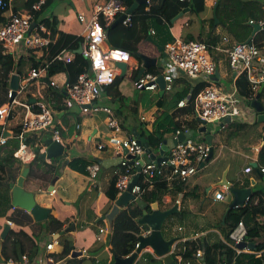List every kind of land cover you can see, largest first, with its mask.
I'll use <instances>...</instances> for the list:
<instances>
[{"label": "built area", "instance_id": "1", "mask_svg": "<svg viewBox=\"0 0 264 264\" xmlns=\"http://www.w3.org/2000/svg\"><path fill=\"white\" fill-rule=\"evenodd\" d=\"M14 1L0 0V8L11 9ZM135 1L93 0L90 6V16L87 17L85 13L79 14V22L85 27L79 48L77 51L70 49L62 50L54 58V60L69 65L75 62L77 55H80L85 61L89 62L88 68L85 72L79 74L75 81H72L69 75L65 73L64 80L59 82L55 77L48 78L46 68H31L26 79L20 83V89L14 98L12 91L9 90V93L6 95L7 102L0 106V126L2 127V131H5V126L14 110L22 107L25 111L22 130L14 137L16 141H13L17 145L16 150L11 153L14 158L24 163L30 161L34 157V153L30 152L31 150L26 144V135L45 132L55 126L54 111L50 104L44 101L42 93V90L46 86V82L43 79H48V86L59 90L65 89L67 93L65 105L68 109L77 107L83 114H90L97 109L106 113L108 115L107 128L113 135L112 142L115 156L124 161V149H127L128 154L136 158L134 164L123 162L124 166L130 168V171L119 176L116 182V188L120 192V195L129 190V186L137 174L136 167L140 165V161H144L141 177L145 176V179L149 182H152L156 176H163V178L169 181L174 176H179L183 181H187L199 172L210 154L212 145L198 143L193 137L187 138L185 141L178 142L168 153L167 161L158 167L152 161L147 162L146 148L139 142V139L132 134H125L113 108L109 106L96 108L97 102L107 89L113 87L116 83L120 74L116 63H126L132 77L142 67V64L140 65L138 60L128 52L120 49H110L105 46L107 28L111 27L120 16L126 14V20L122 25L127 28H133L134 18H140L152 13L151 10L155 0H146V4L141 5L144 6L143 10H145V13H136L141 7L139 6L133 14H127V11ZM179 1L184 2L185 0ZM259 1L263 3L264 11V0ZM47 2L48 0H39L31 10L9 15L7 22L0 26V55L4 59L8 56H12L14 59L18 58L21 48L35 53L45 52L53 43L51 30L44 23L46 18L42 17V14H39ZM33 24H35V27L31 29ZM249 24L252 26L260 25L263 30L264 18L259 22L250 20ZM153 35H155V31L150 30V36ZM79 49H81V54L78 53ZM165 53L166 60L159 73L146 71L138 80L135 78L134 87L137 90L159 92L158 78L160 76H163L165 81V92H172L174 90L176 79L182 73L193 80L203 78L207 80L208 86L198 93L194 99L193 115L196 120L201 119L206 121L207 125L215 124L227 117H230L232 122L241 118L247 121V119L242 117L241 106H250V103L256 98L262 85H264V48H258L253 41L251 43H239L232 41L227 36H222L215 45L204 41L186 42L182 39H175L174 42L166 45ZM215 54H218L220 57L218 58ZM221 56L227 59L231 70L236 75H245L247 77L252 87V95L248 100L242 101V99L237 98L235 95L228 96L222 93L216 80ZM132 61H135V64H132ZM31 88H35V91L31 92ZM22 97H25L26 102L21 101ZM11 98H13V101H11ZM30 99H35L36 102L30 104ZM186 103L185 100H182L178 106L181 108L186 107ZM248 110L253 111L251 106ZM142 119L145 120L144 118ZM185 132L188 131L178 130L173 138L177 139L179 134ZM54 139L62 142L58 130L54 131ZM7 145H9V139L1 136L0 148ZM98 148L99 150L105 149L104 145H99ZM87 170L95 178L100 172L101 166L98 164L91 165L88 166ZM258 170L264 176V167H258ZM245 172L252 173L254 172V168L249 166ZM115 175H120V172L116 170ZM130 192L138 197L141 193L139 183ZM50 194H56V190L53 189ZM214 196L216 201H226L227 197L231 196L230 189L223 186L221 190H217L214 193ZM7 224L12 227L14 223L7 221ZM179 230L182 229L180 228ZM150 232L149 229L141 234V236H147ZM109 234V228H101L98 241H102L103 236L106 235L108 237ZM247 235L248 228L241 221L231 231L229 241H225L224 239L222 241L237 253H248L251 250H240L238 248V245L248 242L246 240ZM53 237L54 235L46 242L44 246L46 255L43 260L39 259V264H59L54 256L59 240L57 241ZM201 238L202 234H195L193 242L199 244ZM139 246L138 242L133 253L136 252ZM145 252H149L157 257L151 249ZM183 252H178L176 243L171 247V256L177 255L176 264H202L204 258V249L202 247H198L193 259L183 257ZM7 264L30 263L27 256H23L21 261L9 260Z\"/></svg>", "mask_w": 264, "mask_h": 264}, {"label": "trees", "instance_id": "2", "mask_svg": "<svg viewBox=\"0 0 264 264\" xmlns=\"http://www.w3.org/2000/svg\"><path fill=\"white\" fill-rule=\"evenodd\" d=\"M38 1L39 0H24L22 2L21 8L31 10ZM216 1V19L213 15L209 21H202V28L200 31V36H205V39L203 41L208 44L215 45L218 43L219 37L214 35V32L218 27H223L225 30L227 29L229 32H231L235 37L236 42H246L253 32V26L249 24V21L253 20L255 22H259L264 18L263 9L254 1ZM52 3L53 0H48L47 4L43 7L42 11L39 14H43L51 6ZM143 8L144 6H141L136 13H142ZM187 8L190 9V13L193 16L201 17L207 10V0H185L184 2H180L179 0H155L154 6L151 10L152 13L150 15L140 17V19L134 18V27H126L127 29L134 31L131 37H123V34H121L120 39H117V41H113L110 38V32L112 30H116L117 28H107V32H109L108 38L110 40V44L112 45L109 48L120 49L128 52L135 59H137L139 64L141 65L142 62L138 59L137 54H144L148 56V54L143 50V47L145 45H149L152 46L158 53L155 56V58H158L160 55L159 51L151 44V42L148 41L150 37V21L152 20L157 24L168 26V35H170V42H174L175 38L170 30L173 27L172 20ZM9 11L10 8H0V26L4 25L7 22L6 13ZM44 23L51 30L53 43L44 52L40 60H35V58L31 59L32 61L29 64L30 68H46L48 78H53L60 73H67L70 79L72 81H75L77 76L85 72V70L88 68L89 62L85 61L80 55H77L75 62L69 65L54 60V58L62 50L65 49L77 51L80 43L82 42V37H77L56 30L55 24L51 22L50 19H45ZM206 27H208V29H206ZM152 38L154 39L153 36ZM183 38L186 42L202 41L197 40V38H195L192 34H187ZM155 42L164 48L168 44L158 42L157 40H155ZM254 44L260 49L264 48V29L256 34L254 38ZM21 59H19L18 64L15 65V60L12 56H8L6 59H4L0 55V63H2V72H0V92H2L3 95H7L9 93V82L11 76L14 75V73L20 76L25 74V67L27 63H23ZM153 70L157 71V73H159L160 71L157 66ZM153 70L147 71L154 72ZM139 71L140 69L134 73L133 80H131L133 83L132 90L136 89L134 87V81ZM24 77H26V75ZM179 77L180 78L175 82L174 86H177L180 83L183 84L185 88L181 93L174 94L171 104L174 103L173 106L177 107L178 103L181 100H186L191 91H193L192 98L189 101L186 100L187 103L185 108L186 113L193 116L194 99L198 93L203 91L208 86V82L203 78L193 80L184 74H180ZM121 80L122 79L118 77L116 83L117 81L120 82ZM236 88L238 95L242 100H248L251 97L252 87L245 75H240L237 77ZM129 92H126L125 94H122L118 97L122 106L116 108L114 111L116 117L119 118L118 120H121L120 123L123 128H125L123 122L124 119H122L121 117L124 116L126 118L125 113H127L130 117L138 116L142 105H144V111L147 112L156 107L158 110L163 109V111H166V99L168 98L167 95L161 97L160 95H154L151 92H148L147 95H145V91H140V96H132ZM44 94L46 101L52 106L53 110L63 111L71 119V127L77 126L79 124V122L81 121V116L83 114H73L70 109L66 107V96H64V94L62 93V89H54L53 87L48 86ZM5 100H2L0 102V106L7 102V98ZM260 100H262V102L264 100V89L260 94ZM124 105H127L129 110H125L123 107ZM155 118L156 119L154 120L151 129H149V123L147 121L141 123V125L144 127L143 134L147 139L149 146L153 150L158 149L165 138H173L176 135L177 131L180 129L182 131L197 132L201 127V124L194 118L187 122H175V114L171 116L169 114H164V112L161 115L157 113V115H155ZM228 126H264V122L259 123L257 120H255L254 123L250 124L234 121L231 125ZM195 140L198 143L207 144V141L203 136ZM26 144L31 145L29 139L26 140ZM212 146L213 148L214 146H216V143H214L213 140ZM212 159L210 160V162L212 161ZM257 164L259 168L264 167V138L263 145L258 154ZM89 165L90 163L85 162L81 158L73 159L69 164L72 170L79 173H86ZM222 166L223 164L221 162H216L214 167L216 169L221 168ZM115 170L119 171L120 175H115L113 177L106 193L108 199L111 201V204H114L120 196V192L116 188V182L119 176L128 173V171H130V168L128 166L119 165ZM254 171L257 172L256 169H254ZM230 176L231 172H229L228 174V179L236 188L251 186L250 179L244 180L243 184L241 185L239 184L240 180L236 181L235 179H233V177L231 178ZM17 177V169L0 165V187L8 189L9 185L11 183H14ZM139 185L141 187V193L138 195V197L141 198L145 203H147L148 212H152V205L154 203L157 202L160 206L162 197L167 194H171L174 197V200H176L174 201L175 205L177 204V200L180 195H182L181 203L186 201L188 198L196 200L200 198L199 194H197L199 188H195L194 190L185 193L188 182L183 181L179 176H174L171 181L163 178V176H156L152 180V182L147 181L145 179V176H142L139 181ZM3 200V198L0 199V202ZM4 203L8 205V202L5 201ZM185 213V211L180 210L179 213L173 216L183 218L185 216ZM225 214L226 212L224 213V215ZM224 215L223 220H221L218 226L221 229L224 240L229 241V235L231 231L238 225L239 222L243 221L248 228V235L246 240L249 243L255 244L256 248L254 250H251L248 253H237L233 249H230L223 241L215 245L201 243V241L199 242V244H197L196 242L191 241L186 243V248L182 253V256L190 259L195 258L194 256L196 255L198 247L200 246L204 249V258L202 260V264H264V191L260 190L258 192H255L248 204L243 208H236L231 210L226 215L225 222ZM142 216L143 210L136 202H131L127 208L121 209L120 214L114 220L113 232L109 234L107 243L98 241L103 245L108 244L109 251L112 256V264L114 263V260L116 258H126L132 255L134 250L136 249V245L139 242V236L150 229L147 225L140 226L138 224V221ZM1 219L2 217H0V235L4 229L6 221H11L12 223L14 222L19 225L20 228H14L10 230L9 236L7 237L2 246V250L0 251V255H3L5 257V259L0 260V264H7L9 260H14L17 262L21 261L23 256H27L30 264H36L40 252V248L38 246L40 240L39 238H41L42 235L46 234L54 235L61 233L63 234L59 238V244L62 246V250L59 254H54L56 261L59 264H84L86 258L79 259L78 257H71L72 253L77 249V245L74 244L72 239H65V236L67 235L65 230L70 227L71 224H66L61 219L56 218L52 215L48 217V221L44 225L33 224L34 217L29 212L20 209L11 210L5 220ZM96 225L105 226L106 223L105 221H99L96 223ZM24 226L28 227L23 228ZM100 246L101 247H99L97 250L103 247L102 245ZM259 254L261 255L258 256ZM172 258L174 260L173 264H176L177 255H172ZM141 259L146 261L145 264H166L164 258L155 257L149 252H144L137 259L135 264H138ZM91 261L95 260L92 258Z\"/></svg>", "mask_w": 264, "mask_h": 264}, {"label": "crops", "instance_id": "3", "mask_svg": "<svg viewBox=\"0 0 264 264\" xmlns=\"http://www.w3.org/2000/svg\"><path fill=\"white\" fill-rule=\"evenodd\" d=\"M23 1L24 0H15L10 11L6 13V16L8 17L11 14L26 11V9L21 8ZM84 1L87 7L89 8V11L88 12L82 11L80 13H85L88 17L90 16V12H91L90 9L91 5L89 4L93 2V0H91V2H89V0H84ZM254 1L260 2L259 0H254ZM71 2L73 3V0H71ZM62 4L71 5L69 2H62L60 5ZM214 4L216 3L215 2L212 3L209 2V0H207V10L201 17L193 16L189 11L188 13H185L181 18H179L175 23H172L173 27L170 30L174 38L184 40L183 37L185 35L192 34L193 32H200L202 28V21L205 20L207 22L210 14L212 13V16L214 15V8H215ZM48 9L42 14V17L44 16V18L46 19H48L50 14L53 12L52 11L48 13ZM196 24H199V26H196ZM218 28L215 30L214 35L219 37L220 40V37L227 35L222 32L224 30L223 27H220V29ZM56 30L74 36L76 35L74 34V32L66 31L61 27L56 28ZM149 30H154V29L152 28V26H150ZM84 31H85V27L81 33L77 34V36L78 37L83 36ZM229 38L232 41L236 42L235 39L231 37ZM254 38L252 40L253 42H254ZM152 45L158 50V48L154 44ZM105 46L108 47L106 43ZM143 49L148 52L151 50L152 54L155 53L152 46H144ZM43 54L44 52L35 53V52L27 51L24 48L20 49L18 58L14 59L15 65L18 64V60L21 58L23 63L24 62L27 63L25 67V74H23L22 76L19 75L20 83L23 82L24 79H26L28 72L31 69L29 66V64L32 61L31 59L35 58V60H40ZM148 56L155 58V56L153 55H148ZM157 59L158 60L156 66L159 69H161L165 63L166 56L164 57L162 53H160V56ZM227 63H228L227 59L221 56V61L219 63V72H218L219 78H217L219 88L221 89L222 93L228 96L235 95L237 98L241 99L238 95L236 88V79L238 75H236V73L231 70L229 63L228 64ZM132 64H135V61H132ZM0 72H2V63H0ZM154 73H157V71H154ZM25 75L26 77H24ZM64 75L65 73H60L54 77L56 78L57 81L62 82L64 80ZM128 78L130 80H133L131 71H130V76H128ZM179 78L180 77H178L176 81ZM43 80L45 82L47 81V79H43ZM47 84L48 83L46 82V86L42 90L43 95H45L44 92L48 87ZM9 86H10V82H9ZM184 88H185L184 85L179 83V85L174 86V90L172 91V93L164 92L163 94H161V90L159 92H151L154 95H160L161 97L164 95L168 96V98L166 99V111H163V109L158 110L156 107L153 108L151 111L147 112L144 111V105H142L138 116L130 117L128 116L127 113H125L126 118L124 116L121 117L122 119H124L123 122L125 128L123 129L125 134L126 135L138 134L140 137H145L143 134L144 127L141 125V123L147 121L149 123V129H151L154 120L156 119L155 115H157V113L161 115L164 112V114H169L171 116L175 114L176 116L175 122L176 121L187 122L192 120V118H194V115L193 116L188 115L185 111L186 107L181 108L178 105L177 107L173 106L174 103L171 104V101H173L174 94L181 93L184 90ZM108 90L109 92L106 91L105 94L101 97V99L97 102L96 108L109 106L113 108V110L115 111L116 108L122 106L118 98L122 94L115 93L114 87ZM34 91L35 88H31V92ZM126 92L128 93L127 90ZM107 93L111 94V96L109 97V94ZM3 97L6 98V95H3ZM263 103L264 100L262 104ZM123 107L125 110H129L127 105H124ZM18 108H20V111H18L17 109V112H19L17 116L13 115L14 113L13 112L10 118L8 119L7 125L5 126V131L11 134L10 137H6L9 139V145L0 148V165L4 167H12L17 169L18 177L14 183H11L9 185L8 189L4 187H0V196H1L0 199L2 198L4 199L1 202H5V201L8 202V206H10L11 208L12 190L10 186L16 185L18 179L20 178L24 170L28 169V176L25 179L24 188L26 189V191L33 192L35 194L37 205L40 206L41 208L49 210V216L50 215L55 216L56 218L61 219L66 224L75 225L74 231L67 233L65 239H69V238L74 239V244L77 245V249L75 251L86 252V255H82L78 258L79 259L89 258V260L93 258L95 260L94 263L96 264H112V256L109 251L108 244L103 245L102 243L98 242L99 229L109 228L108 223L105 221L106 223L105 226L96 225L97 221L103 216L107 215L111 211L110 207L112 209L114 205L111 204V201L108 199L106 193L113 177L115 176L116 167L103 166L104 162L117 158L114 153V146L112 142L113 135L112 133H110L111 131L106 126V116L104 118L102 116H94L97 113H103L101 112V110L97 109L90 114H85V116H93V117H86L83 119L84 115H82L79 124L77 126L71 127L70 126L71 119L63 111L53 110L55 117V126L53 128H50L49 130L45 132H40L38 134L26 135L25 137L26 140L29 139V141L31 142V145H28V147L31 150L30 152L34 153V157L32 158L31 155L32 159L24 163L21 160L14 158V156H12L11 154L13 151L16 150L17 147V145L15 144L16 142H13L16 141L15 140L16 138L14 137H16V135L20 133V131L22 130V122L25 115L24 109L22 107H18ZM70 110L72 111L73 114L76 115L81 114L79 108L77 107L72 108ZM249 113L252 116V118L247 120L252 121V119L254 120V118H257V114L254 111H249ZM142 118H144L145 120H143ZM238 120L239 119L235 120V122H237ZM119 121L121 122V120ZM243 122L246 123L249 121L243 120ZM208 126L213 127L212 140L214 141V143H216V136L218 135V133H221L222 137L219 139L218 142L219 153L218 154L216 153V146H214V155L211 163L210 162L203 163V167L201 168L206 169L207 167L215 165L216 162H221L223 166L221 167L220 171L218 169L215 172V174L212 175V178L205 181V183L203 184L196 182L192 186L189 184L190 178L187 180L188 185L185 190V193H188L194 190L195 188H199L197 191V194H199L200 197L199 199L196 200V199L188 198L186 201L181 203L182 195L178 197L177 204L179 206V211L183 210L186 213L183 218L175 216L176 217L175 219L177 220L185 219L186 222L184 226L178 225V227L175 228L174 231L175 233H178V236L175 235L173 236L174 238L171 239H176L175 243L177 244V249L179 253L185 251L186 243L193 241L195 234L198 233L202 234V238L200 240L201 243H205V244L207 243L209 245L218 244L224 239L221 229L218 226L221 220H223V215L227 211L230 201L228 200L229 199L228 197L226 201H216L214 193L217 190H221V187L218 186L217 184L218 182L221 181L225 170L229 168V172H231L230 165L234 161V155L240 154L244 158V162L240 170L234 175L233 179L235 178H237L235 180H239V179L245 180L246 178L250 179L251 186L249 187L252 188L253 194L260 190L264 191V177L263 176L261 177L260 174L255 171L252 173L245 172L246 168L252 166V164L254 163H257L258 154L263 145L264 126H230V127L224 126L222 128L213 124ZM0 130H2L1 126H0ZM55 130H58L60 132V138L62 140L61 143L65 147L64 155L56 160L55 159L43 160L41 159L40 156L46 150L45 141L48 139H54ZM180 131L182 130L180 129ZM202 136L206 139V134L195 132L193 135L194 139L201 138ZM169 138L172 137H167L165 139H169ZM106 139H109V141ZM99 145H104L105 149L99 150L98 148ZM35 149H39V152L35 153ZM76 158H81L85 162L90 163L89 166L96 164L100 165L101 170L98 173L97 177L93 178L88 172V170L86 173H79L72 170L69 164L73 159ZM120 165H124V163L123 164L121 163ZM198 174L199 173H197L195 176H197ZM243 182L244 181L240 180L241 185L243 184ZM51 187L53 188L51 189ZM249 187H244V188H249ZM53 189L56 190V194L51 195L50 192ZM174 201H176L174 200V197L171 194H167L162 197L160 206L159 204L158 206L160 210L163 211L169 210L175 205ZM11 210H16V208L13 209L11 208ZM172 217L174 216H170L165 221V223L168 222ZM80 219H82L84 224H86L87 226H93L94 224L95 229L93 230L94 227L92 228L93 233L95 235L94 242L90 243L88 239H84L83 241H80L81 243L78 242L79 239L78 226ZM47 221L48 219L43 222H37L34 219L33 224L44 225ZM96 226L98 227L97 229ZM27 227L28 226H24L23 228H27ZM14 228L19 229L20 227L19 225L14 223L13 226L11 227V230ZM180 228L182 230H179ZM51 236L52 235L46 234V235H42L41 238H39L40 240L38 239L39 240L38 246L40 248V252L36 264H39V259L43 260V258L45 257L46 252L44 246L46 242L50 240ZM107 239L108 237L105 235L103 236L102 241L107 243ZM165 239L170 240V238H166V237ZM0 241H1V235H0ZM3 244L0 247V251L2 250ZM100 245L103 246L101 249H99L101 253L99 255L90 256L89 255L90 251H96L99 247H101ZM61 250H62V246L58 244L56 246L55 253L59 254ZM260 255L261 254H259L258 256Z\"/></svg>", "mask_w": 264, "mask_h": 264}, {"label": "water", "instance_id": "4", "mask_svg": "<svg viewBox=\"0 0 264 264\" xmlns=\"http://www.w3.org/2000/svg\"><path fill=\"white\" fill-rule=\"evenodd\" d=\"M55 1V2H54ZM51 6L48 9V13L53 11V8L56 6L60 5L62 2H69L71 5L73 3L71 0H54ZM146 4V0H136L134 4L129 8L127 11V14H133L141 5ZM217 7V4H216ZM190 11L189 8L184 9L179 15H177L173 20L172 23H175L179 18H181L185 13H188ZM127 15L124 14L120 16L111 26V29L117 28L120 25L123 24V22L126 20ZM214 17L216 19V8L214 11ZM218 22V21H217ZM216 22V24H217ZM35 27V24L31 26V29ZM262 30V27L260 25H254L253 26V32L250 38L245 42V43H251L254 36ZM109 32H106V38H108ZM149 42L154 44L160 53L165 57V48L160 46L158 43L155 42V40L152 37H149ZM78 53L81 54V49L78 50ZM137 57L139 60L142 62V67L136 77L138 80L147 70H149L152 67H156L157 64V58H152L144 54H137ZM116 67L120 70L119 78L124 79L128 76H130V71L128 70V65L126 63H116ZM184 74V73H182ZM219 78V73H216V80ZM49 84V80L47 79L46 81ZM158 84L160 86L161 94H163L165 91V81L163 76H160L158 78ZM10 90L12 91V96L13 98L16 96L17 91L20 89V76L17 74H14L11 76L10 79ZM264 89V85H262L258 95L256 98L250 103L251 108L257 113V121L259 123L264 122V106L260 100V94ZM62 93L64 96H67V93L65 89H62ZM193 91L189 94L187 101H189L192 98ZM13 98H11V101H13ZM35 99H30L29 103H35ZM200 124L201 127L197 131L198 133L201 134H206V141L209 145H212V130L213 127H210L207 125L206 121H203L201 119L197 120ZM232 119L230 117H227L223 120H220L216 122L213 125L219 126V127H224L225 125H231ZM136 132V131H134ZM194 131H188L185 133L179 134L178 138H169V139H164L162 141L161 146L158 148V153H156L152 148H150L149 143L145 137H140L138 134H135L134 136L139 139V142L144 145L146 148V154L148 156L147 162L152 161L154 164H156L158 167L162 165V163L166 162L168 159V153L170 152L171 149H173L178 142L185 141L187 138H192L194 135ZM10 137L11 134L8 133L7 131H2L0 130V137ZM46 145V150L41 154V159L43 160H53L56 158H59L64 155L65 152V147L64 145L57 139H48L45 141ZM39 152V149H35V153ZM214 155V148L211 146L210 149V154L208 158L206 159L205 163L210 162V160L213 158ZM124 161L129 162L131 164H134V161L136 158L130 154H128V150L124 149ZM120 158H116L113 160H108L103 163V166L105 167H118L121 163L124 162ZM144 165V161H140V165L136 167L137 174L134 176L130 186L129 190L127 192H124L121 194L118 199L115 201L111 211L100 218L97 222L99 221H106L109 226V231L110 233L113 232V223L116 217L120 214L122 208H127L131 202H136L139 207L143 210V216L140 218L138 221V224L140 226L147 225L150 228V234L147 236H139V248L136 250L135 253L130 255L129 257L126 258H116L114 260L113 264H135L139 256L147 251L148 249H151L155 252L158 258H164L166 264H173V258L171 256V247L175 244L176 239H170L167 240L165 239L162 229L165 221L170 217L173 216L177 213H179V206L178 204L174 205L171 209L169 210H160L158 203H154L152 205V212L147 211V203H145L141 198L136 197L133 195L130 191L134 186H136L140 179H141V172H142V167ZM203 167V165H202ZM252 167L258 170V164L254 163L252 164ZM228 172L229 168L225 170L223 173L222 179L220 182H218V186L223 187L226 186L230 189V194L232 196V202L230 203L226 214L224 215V222H225V217L226 215L233 209L236 208H243L248 204L250 201L253 192L252 188H236L233 186L232 183L228 181ZM260 174V173H259ZM28 176V169H25L20 178L18 179V182L16 185H11L10 188L12 190V204L11 208H16V209H22L27 212H29L34 219L37 222H43L46 221L49 217V210L41 208L40 206L37 205V201L35 198V194L33 192H28L24 188V183L25 179ZM262 177V175L260 174ZM53 187H51L52 189ZM75 225L72 224L69 228L65 230L66 233H69L71 231H74ZM11 227L8 224H5L4 229L1 233V241H0V247L3 244V242L6 241L7 237L9 236ZM63 233L61 234H55L54 239L59 240ZM238 248L240 250L244 249H249V250H254L256 248L255 244L249 243V242H243L242 244L238 245ZM82 255H86V252L83 251H74L72 253V258L80 257Z\"/></svg>", "mask_w": 264, "mask_h": 264}, {"label": "rangeland", "instance_id": "5", "mask_svg": "<svg viewBox=\"0 0 264 264\" xmlns=\"http://www.w3.org/2000/svg\"><path fill=\"white\" fill-rule=\"evenodd\" d=\"M251 1H254V0H251ZM89 2H91V0H89ZM209 2H212V3L215 2V3H217L216 0H209ZM254 2H256L263 9V3L262 2H257V1H254ZM91 4H92V2L89 5H91ZM82 11H84V12H88L89 11V8L87 7L85 1L84 0H73V6H71L69 4H62V5L56 6L54 8L53 12L50 14L49 18H50L51 22H53L55 24V27L56 28H60L61 27V28H63L66 31L74 32V34H76L75 36H77V34L81 33L82 30L84 29V26L80 24L79 19H78V16H79L78 14L80 12H82ZM214 11H215V9H214ZM143 12L145 13V10H143ZM263 13H264V11H263ZM211 16H212V13L208 17V21L210 20ZM138 19H140V18H138ZM138 19H135V20H138ZM150 22H151L152 28L156 32V35H153V37H154L155 40H157L158 42H162L164 44H166V43H168V44L172 43V42H170V35H168V33H169V30H168L169 27L168 26H163V25L157 24L155 21H152V20ZM196 26H199V24H196ZM206 29H208V27H206ZM218 29H220V27ZM133 32H134L133 30L127 29L125 26L120 25L119 27H117L116 30H114V31L112 30L110 32L111 33L110 38L113 41L114 40L117 41V39H120L121 34H123V37H131V35H132ZM222 32L225 33L227 36L235 39V37L233 36V34L231 32H229L227 29L226 30L224 29ZM192 34H193V36L195 38H197V40H202L203 41L205 39V36L204 35L200 36V32H193ZM105 43H106V45L108 47H111L112 46L110 44L109 38H106ZM145 46H149V45H145ZM153 50L155 52L154 54H152L151 50L149 52L146 51V50H144V51L148 55L156 56L158 53L155 51L154 48H153ZM215 55L218 58L220 57L218 54H215ZM153 69H155V67H152L149 70H153ZM114 89H115V93H117V94H119V93L123 94V93H126V90L129 92V91H131L133 89V83L127 77V78L122 79L120 82L117 81L116 85L114 86ZM107 92H109V90H107ZM129 93L132 96H140L141 95V92L140 91H137L136 89L132 90ZM147 93L148 92H145V95H147ZM107 94H109V93H107ZM110 96H111V94H109V97ZM5 99L6 98L3 97V93L0 92V102L2 100H5ZM43 99H44V101L46 103H48L46 101V99H45V95H43ZM21 101L22 102H26L24 97L21 98ZM248 108H250L249 105H247V106H245V105L241 106V109H242V117H244L245 119L252 118V116L249 113ZM17 109H18V111H20V108H17ZM17 109L13 111L14 113L12 112L13 115H16L17 116V114L19 113V112H17ZM52 110H53V108H52ZM101 112H103V111H101ZM81 114H83V113H81ZM83 115H84L83 119L86 118V117H93V116H85V114H83ZM94 116H102L103 118L106 116V126H107V117H108V115L106 113H104V112L103 113H97ZM255 120H256V118H254V120L252 119V121L251 120H247L249 122H246V123L252 124V123H254ZM237 122L244 123L242 118L239 119ZM221 137H222V134L221 133H218V135L216 136V153L217 154L219 153V145H218L219 143L218 142H219V139ZM106 140L109 141V139H106ZM154 151L156 153H158V149H155ZM243 162H244V158L240 154L234 155V161L230 165L231 166V176H230L231 178L234 177V175L240 170ZM214 166L215 165L210 166V167H207L206 169L201 168L199 170V172H198L199 174L197 176H194V177L190 178L189 184L192 185V186L196 182L203 184V183H205V181L211 179L212 178V175L215 174V172L218 169H219V171L221 169V168H216V170H214L215 169ZM235 179H237V178H235ZM239 180L244 181L242 179H239ZM239 180H236V181H239ZM228 198H229L228 200L231 203L232 202V196L231 197L228 196ZM10 210H11L10 206L6 205L4 202H0V217H2L1 220H5V218L7 217L8 213L10 212ZM172 218L168 222L165 223L164 228H163V234H164V236L166 238H170V239L171 238H174L173 236H175V235L178 236V233H175V231H174L175 228H177L178 225L184 226L185 225V222H186L185 219H178V220L175 219L176 218L175 216L172 217ZM172 220H174V221H172ZM93 227H94V224H93V226H87L86 224H84L83 220L80 219L79 226H78V234H79L78 242L79 243H81L80 241H83L84 239H88L90 243L94 242L95 235L93 233V230L95 229V227L94 228ZM92 228H93V230H92ZM97 228L98 227L96 226V229ZM72 240L74 242V239H72ZM76 241H77V239H76ZM100 253H101L100 250L90 251L89 255L90 256L91 255L94 256V255H99ZM2 259H5V257L3 255H0V260H2ZM94 262L95 261H92L91 262V259L89 260V258H87L84 261V264H96ZM145 263H146V261L143 260V259H141L138 264H145Z\"/></svg>", "mask_w": 264, "mask_h": 264}]
</instances>
